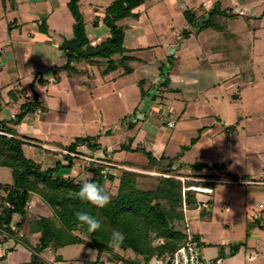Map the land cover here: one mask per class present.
Here are the masks:
<instances>
[{"label": "crops", "instance_id": "0c3cea01", "mask_svg": "<svg viewBox=\"0 0 264 264\" xmlns=\"http://www.w3.org/2000/svg\"><path fill=\"white\" fill-rule=\"evenodd\" d=\"M69 1L0 0V119L13 118L21 111L26 97L35 92L39 105L15 125L19 135L31 138H25L28 142L25 147L30 149L32 157L42 155L54 158L55 162L59 156L46 150L63 152L56 146V143L63 146L66 143L62 134L71 135L72 132L70 137H73L85 126L89 133L77 138L97 136L100 147L92 153L94 155L85 145L78 146L77 150L81 152L79 155L94 161L107 157L146 163L144 153L137 151V148H144L156 159L163 157L160 164L174 159L172 168L180 175L177 177L198 181L200 187L212 190L208 195L215 194L214 188L203 184H238L241 186L239 193L243 191L245 197H235L232 193L229 196L233 207H236L235 215H244L245 224L258 226L254 236L259 238L261 234L264 237V118L243 119L246 115L262 114L264 111V103H260L262 99L258 96L264 97V93H256L258 95L250 98L254 108H251L248 99H244L245 90L247 92L256 80L252 54L255 38L250 43L242 36L245 31L257 29V23L259 25L264 19V10L258 7L259 0H135L138 3L130 8L129 14L114 23L122 33L118 46L120 53L117 52L118 57L107 59L103 66L94 63V59L83 61L81 58L85 57L69 56L60 49L62 40L74 35L75 20L68 6ZM114 1L77 0L83 30L86 31L85 45L98 47L112 36L105 18L107 8ZM123 4L126 5V1ZM231 6H235L236 10ZM216 7L232 15L212 13ZM186 11L191 13L189 17L185 15ZM193 28H197L199 33L194 35L195 39L188 34ZM227 31H233V34L227 35ZM235 32L237 36H234ZM199 37L207 43L208 50L188 48L194 42V46L201 47ZM243 46H246L245 52L250 46L247 57L243 56ZM68 57L69 66L63 68L68 63ZM110 60L112 64H109ZM249 60L252 64L248 68ZM120 61L123 63L118 64ZM252 68L253 73L248 76ZM161 70L166 72V83ZM38 77L44 82H36ZM32 82L33 88L30 85ZM152 88L158 92L153 111L150 112L154 104L152 100L148 112L141 118L136 116L128 121L126 134L123 130L124 136H119L116 131L92 132L90 128L96 130L99 125L95 121L97 116L83 120L82 116L86 113L82 112L83 122H80L74 113L62 109L64 106L73 111L79 107L85 111L90 101L93 107L95 104L100 110V124L103 126L112 121L114 109L120 108L118 116L122 118L129 111L132 114L138 101L142 103V97H146ZM131 90H138L139 95L129 96L133 101L129 104L126 94ZM57 91L66 96L59 103V109L54 103L57 96L53 93ZM245 103L252 110L246 108ZM122 104L126 106L123 108L124 115H120ZM32 113L37 114L35 116L41 118L42 123L47 122L51 129L49 133L44 131L45 140L39 138L43 131L27 126L32 123L28 119ZM87 115L85 117H89ZM55 127L61 128V135L54 132ZM242 136L244 139L241 140ZM234 151L241 152L245 158L241 169L227 166L224 162L231 158ZM133 152L140 153V157L131 156ZM108 165L113 166L114 172L116 168H130L116 163ZM196 197L198 199L197 193ZM209 201L212 202V198ZM30 202L40 210H29L30 215H42L43 203L40 207L41 201L35 196ZM210 215L211 211L204 217L199 214V217L202 222H210ZM18 220L19 216L15 215L14 222ZM202 226L206 228L205 224ZM27 227L26 223L22 228L25 237L30 235L32 241H36L38 233L29 232ZM2 235L0 246L7 250L5 255L9 254L8 264L29 260V246L33 243L27 241L23 245L19 242L20 238ZM257 246L259 253L250 254L247 257L249 262L264 257V240L260 239ZM237 247L239 244H235L225 258L235 256ZM220 251L214 248V253ZM5 255L0 250V257Z\"/></svg>", "mask_w": 264, "mask_h": 264}, {"label": "trees", "instance_id": "16d2710c", "mask_svg": "<svg viewBox=\"0 0 264 264\" xmlns=\"http://www.w3.org/2000/svg\"><path fill=\"white\" fill-rule=\"evenodd\" d=\"M123 1H126V5ZM76 2L77 0H70L68 6L75 20L74 31L81 40L83 25ZM136 3L138 2L135 0H116L107 8L105 22L115 39L112 41V49L105 50L104 53H100L101 55H107L115 46L121 44L122 33L114 23L128 15L130 8ZM214 12L230 15V12L218 7L212 13ZM185 15L189 17L191 13L186 11ZM65 54L80 57L72 50H65ZM109 64H112V60ZM68 66L69 57L63 68ZM160 74L166 83V72L161 70ZM35 81L44 82L41 77ZM33 83L30 84L31 88ZM37 105H39L37 94L33 92L21 104V111L18 114L9 120L0 119V131L12 135L9 137L0 133V168L9 169L12 175L11 182L0 181V232L7 238H25L20 231L27 223L29 232L38 233L35 243L29 246V260L20 264H47L41 253L52 243L56 247L87 244L98 252L96 260L83 261L80 264H128L131 257L119 255L115 251L116 247L110 243L113 230L122 232L125 237L117 249L122 252L132 251L134 257L140 259L142 264H147L153 256L168 259L186 239V214L183 206L188 212L202 207L201 201L196 197L198 192L192 188L201 186L198 181L181 180L177 177L180 175L172 168L174 159H167L168 163L160 164V160L164 158L156 159L144 148L137 150L144 153L146 163L138 160L96 158V161L82 165V168L88 171L92 179L111 196V202L105 208L97 210L94 206L81 201L77 195L83 179L63 172L74 167L76 159L74 156L46 150L48 153L61 155V159L56 160L54 165L44 167L40 161L29 157L24 150L23 147L28 145L25 140L31 138L19 135L15 125L26 113L34 111ZM97 138V136L76 138L68 145L56 143V146L70 153L81 154L77 147L85 145L91 155H94L92 153L100 147ZM108 163L161 174L138 173L125 168H114V172L113 166ZM139 179L155 180L156 185L145 188L138 184ZM33 196L45 205L49 215H30L28 205ZM209 203L208 200L205 207ZM77 211H85L96 216L102 227L95 232H89L86 225L77 221L75 216ZM199 212L201 217H204L209 211L201 209ZM15 215H18L20 220L14 222ZM195 237L197 239L196 234ZM102 255H106L103 260ZM57 259L61 258L58 256Z\"/></svg>", "mask_w": 264, "mask_h": 264}, {"label": "rangeland", "instance_id": "374dc122", "mask_svg": "<svg viewBox=\"0 0 264 264\" xmlns=\"http://www.w3.org/2000/svg\"><path fill=\"white\" fill-rule=\"evenodd\" d=\"M258 2H259V6H258L259 9L264 10V0H259ZM231 8L234 11L236 10V9H234L235 6H231ZM231 14L232 13L230 12V15H228V16H231ZM262 24L264 25V19L260 20L259 25L257 23V27H256L257 29H255L254 31H252V30L251 31H249V30L245 31L244 36H242V37H244V39H248L246 42H250V43L252 42L253 37L255 38L253 41L255 46H253L252 54H253V59H254L253 64H254V74L256 76L255 77L256 80H255V83L253 85L249 86L250 89L247 90V92L245 90L246 94H244V99L245 100L248 99L250 101L251 108H254L255 105L250 98L252 96L258 95L256 93H264V27ZM74 32H73V34H74ZM202 33L203 32H201V35H203ZM81 34H82V37H81V40H79L78 47L84 46V48H85L87 46V45H85L87 42L86 31H84L82 29ZM188 34H189V36L192 34L193 39H195L194 35H197V34L199 35V33L197 32V28H196V30L194 28L190 29V33H188ZM226 34L232 35L233 31L232 32L227 31ZM201 35H200V37H201ZM237 35L238 34H236V32H235L234 36H237ZM185 37H187V34ZM192 37L190 36V38H192ZM200 37H199V39H200ZM235 42L236 41L234 39L233 43H235ZM199 43L202 45L201 47L194 46L195 45V42H194V45L193 46L188 45V48L192 49V50L199 49V48H202L204 51L208 50V46H206L207 43L203 42L202 39L199 40ZM116 47L117 46H115V48L111 52H109L107 55H101L99 53V54H96L93 56H88V57L81 58V59H83V61H86V59L91 58V59H94L93 60L94 63L98 64L99 66L100 65L103 66L105 64V62L107 61V59H113L115 57H118L117 52L120 53V47H117V48ZM245 48H246V46L242 47L243 53L245 52ZM247 48L248 49L246 50L245 54L243 55L244 57L249 56L250 46ZM121 63H123V62H121V61L118 62V64H121ZM251 64H252V61L249 60L248 68H249V65H251ZM252 73H253V68L251 70H249L248 76L251 75ZM157 85L158 84H155V86H157ZM153 92H155V90H153V88H152L149 91V93H146L147 94L146 97H142V103H141V101H138L139 103H138L136 109L133 111V113L131 114V112L129 111L127 113V115L125 114L126 117H124V118H122V116L121 117L118 116L120 108L114 109V115L111 118L112 121L110 123H107V121H105L107 124H104L103 126L100 124V120H101L100 110L97 108V106L95 104L93 107V105L90 101H89V106L85 110L86 112L84 110L81 111L79 109V107H78V109L75 107L76 110H73V111L67 110L64 106L62 107V109L65 110L66 112L74 113L76 118H80V122H83V121H81V115H80L82 112L86 113L85 115L82 116L83 120H86V119L90 120L93 116L94 117L97 116L95 118V121H96V123L98 122L99 125L97 124L96 130L90 128V130L92 132L96 131V133H97L99 131L98 133L101 134L102 132H105V131H109V132H113V133L116 131V133L119 136H122V135L124 136L126 134V130H127L126 124H128V121L131 118L136 117V116H139V118H141L142 114L148 112V111L142 112L141 109L143 107L142 106L143 102L145 100H147L149 95H151ZM53 94L55 96H57L56 100H54L55 101L54 103H55V106L58 107L57 109H59V103L61 102L63 97H66V96L61 91L60 92L57 91L56 94L55 93H53ZM157 94H158V92L156 91L154 97L152 98L154 104L152 106H151L152 103L149 105V106H151L150 112L153 111V107L156 104L157 96H158ZM132 95L138 96L139 95L138 90H135V91L131 90L129 93L126 94V98H128V99H126V102H127V100L128 101L130 100L128 102L129 104H131L133 102L131 99H129V96L132 98ZM258 96L261 97V99H262L260 101V103H264V97L260 96V95H258ZM245 107L249 108V106H246V103H245ZM123 108L125 109L126 106H124L122 104L120 115H124V111H123L124 109ZM251 108H249V109L252 110ZM87 112H88L89 117H85L87 115ZM35 115H37V114L32 113L30 115L31 118H28V119H30L32 123L31 124L28 123L27 126L28 127H36L39 129V131H43L42 136L39 138H42L45 140L46 139V133L44 134V131L46 130L49 133L50 128H49V126H47V122L42 123L41 118H38ZM245 115H246V113L243 114L242 116H245ZM170 117H172V115ZM254 117H259V118L263 119L264 118V111L262 114L259 113V114L250 115V116L246 115V117H243V119H247V118L252 119ZM139 124H140V122H139ZM230 124H232V123H230ZM164 126H165V129H167V126L166 125H164ZM55 129L56 130L53 129L54 132H57L58 135H61L60 134L61 128L55 127ZM70 129L71 128H69L68 131ZM15 130H16V128H15ZM123 130H125V134H124ZM88 133H89L88 129L85 128V126H83V128H81L77 132H75L73 137H70L73 135L72 132H71V135H67L66 133H63L62 134L63 141L66 142L64 145H68V143L70 142L68 140L74 141L77 137L86 135ZM240 139L241 140L244 139L243 136ZM23 148L27 152L29 150V153H27V155L29 154L28 156L31 158H34V160L39 161V159H42V160H40V162H41V164H43L44 167H48L49 165H54V163H55L54 158H46L45 156L43 157L42 155L32 157L33 155L30 154V149H27L25 146ZM35 153H33V154H35ZM133 154H134V156H133ZM234 154L232 153L230 155L231 158L226 159V161H224V162L227 166H234V167H237L238 169H241L243 167V161L245 160V158L242 157L241 152H239V153L235 152ZM52 155H54V154H52ZM140 155L141 154L138 152L131 153V156H133V157L136 156V158L140 157ZM58 156L61 157V155H58ZM59 157L57 158V160H60ZM75 158L76 159L74 160V163H75L74 167L70 170H64L63 172L65 174L71 173V175H76L79 178H82V177L88 175L89 173H87L82 168L83 167L82 165H86L87 163L80 158H77V157H75ZM125 169H129L131 171L138 172V173H149L151 175H159V174H157L158 172H156V171L148 172V171H142V170H138V169L137 170H133L130 168H125ZM100 179H102V178H100ZM0 181L1 182H11L12 181V175H11L9 169L0 168ZM137 182L139 185H142L145 188L155 187V185H156V181L152 180V179H147V180L146 179H139ZM203 185L213 187L215 194L213 196H211V195H208L206 193H197L198 199L201 201V203H203V202L206 203V201L210 200L211 198L213 201L210 202L207 207H205L206 205L203 206V204H201L202 207H199L197 210L189 211L186 214V220L188 223L189 230H191V232L196 234L197 239L200 243V254H201L202 258L205 260H210L213 264H264V257H261L256 262H254V261L249 262L247 260V257L250 254L255 253V252L259 253L257 242L260 243V239L264 240V237H261V234L259 235L260 236L259 238L254 236V233L258 232V230H259L258 228H256L258 226L255 224H251V223L245 224V222H244L245 216L244 215L241 216V214H240V216H236L235 215L236 207H233V204L230 202V199H229V196L231 195V193L234 194L235 197L237 195L238 197L244 199L245 196L243 197V191H242V193L241 192L239 193V189H241V186H239L238 184L237 185L203 184ZM110 187H111V185H110ZM233 188L237 189V191L235 192V190H233ZM28 206H29L28 207L29 210H31L32 212L40 211L39 207L37 209L34 208V206L31 202L29 203ZM41 206H42V202H41L40 207ZM227 207H228V209H227ZM246 207H250V206H246ZM41 208H42V211L40 213L42 215H49L47 210H45L46 209L45 205H43V207H41ZM201 209L202 210L204 209V211H206V209L211 211L210 222H202L201 221V219L199 217V213H200L199 211ZM249 211L251 212L252 209H249ZM202 224H205L206 228H204L202 226ZM22 233L25 234L24 231H22ZM1 236H3V235L0 232V240L2 238ZM32 238H33L32 236L26 235L25 238L19 239L20 240L19 242L22 243L23 245L27 241H28V243L30 242L31 244L32 243L34 244L35 241H32ZM216 243L218 244V246H216ZM223 243H225V245ZM235 244H239V247H237L235 249L236 255L233 257L229 256L230 259L225 258V255L229 254L230 249H233V246ZM214 248L220 249L221 251L218 254H216V253H214ZM0 250L2 251V253L4 255H5V253H7V250L1 246H0ZM115 251L121 256H124V257L130 256L131 258H129L128 264H142L141 260L138 258H135L134 253L130 250L126 251V252H122L121 250L115 248ZM41 255L43 256V258H45V260H47L46 261L47 264H80L83 261H94V260H96L98 257V252L87 244H71V245H67L64 247H56L52 243V244H50V246L47 249H45L41 253ZM58 256L61 258L60 260L57 259ZM2 257H0V264H8L9 254L5 255L3 257L4 259ZM105 257H106V255H102L101 259L103 260V259H105Z\"/></svg>", "mask_w": 264, "mask_h": 264}, {"label": "clouds", "instance_id": "9594fccd", "mask_svg": "<svg viewBox=\"0 0 264 264\" xmlns=\"http://www.w3.org/2000/svg\"><path fill=\"white\" fill-rule=\"evenodd\" d=\"M82 179L84 182L77 193L79 199L94 206L97 210L105 208L111 202L110 194L92 179L91 174L82 177ZM75 216L80 224L87 226L89 232H95L102 227L101 221L88 212L77 211ZM124 239L122 232L113 230L110 236V243L113 247L118 248Z\"/></svg>", "mask_w": 264, "mask_h": 264}, {"label": "built area", "instance_id": "2783aa9c", "mask_svg": "<svg viewBox=\"0 0 264 264\" xmlns=\"http://www.w3.org/2000/svg\"><path fill=\"white\" fill-rule=\"evenodd\" d=\"M39 112V111H38ZM2 134H5L9 137H11V134L1 132ZM63 153L70 154L71 156L80 158L84 160L86 163H89L90 161H94L89 157L79 155L76 153H70L66 150L63 151ZM96 161V160H95ZM194 190L206 194H210L212 192L209 188H202V187H192ZM203 206L206 205L205 202L202 203ZM184 213L187 214V209L185 206H183ZM186 222V239L182 245L177 247L173 254L168 259H161L157 256H153L150 258V260L147 262V264H213L210 260H205L202 258L200 254V243L198 239H196L195 234L189 230L187 220L185 218Z\"/></svg>", "mask_w": 264, "mask_h": 264}, {"label": "water", "instance_id": "95a60500", "mask_svg": "<svg viewBox=\"0 0 264 264\" xmlns=\"http://www.w3.org/2000/svg\"><path fill=\"white\" fill-rule=\"evenodd\" d=\"M201 25V21H200ZM115 39V36L112 35L106 43L99 45L98 47H93L92 45H87L85 48H78V43L80 40L79 35L75 32L73 37L71 38H64L61 42L60 49L62 50H72L74 53L77 55L87 57V56H92L96 55L99 53H104L105 50H111L112 49V41ZM155 92H153L147 100L143 102V107L141 109L142 112L147 111L148 106L152 103V98L154 97Z\"/></svg>", "mask_w": 264, "mask_h": 264}]
</instances>
